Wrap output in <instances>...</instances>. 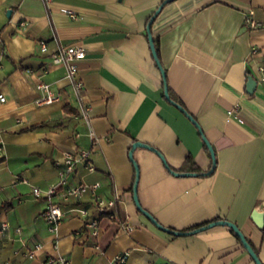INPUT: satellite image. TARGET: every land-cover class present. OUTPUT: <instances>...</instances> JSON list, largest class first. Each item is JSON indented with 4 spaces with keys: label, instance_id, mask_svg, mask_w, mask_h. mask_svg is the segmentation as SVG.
Masks as SVG:
<instances>
[{
    "label": "crops",
    "instance_id": "crops-1",
    "mask_svg": "<svg viewBox=\"0 0 264 264\" xmlns=\"http://www.w3.org/2000/svg\"><path fill=\"white\" fill-rule=\"evenodd\" d=\"M163 1L0 0V206L8 205L0 213V230L8 226L0 233V264H45L59 255L70 264H116L125 253L124 264H256L228 226L183 236L158 228L135 205V180L139 205L163 228L191 232L232 222L264 264V226L253 220L264 213V0L165 4L151 34L166 76L147 31ZM69 45L86 50L78 66L83 99L66 67L52 60ZM249 76L257 80L252 92ZM42 83L59 94L54 103H38ZM166 87L185 112L167 100ZM81 101L91 106L88 122ZM204 138L215 173H171L168 166L179 171L189 158L201 172L211 170ZM136 142L149 147L133 150ZM77 148H93L94 170L78 166L71 184H99L97 195L122 200L100 220L98 236L77 212L93 214V193L63 204L55 234L42 218L50 201L33 194L59 181L55 163Z\"/></svg>",
    "mask_w": 264,
    "mask_h": 264
},
{
    "label": "built area",
    "instance_id": "built-area-1",
    "mask_svg": "<svg viewBox=\"0 0 264 264\" xmlns=\"http://www.w3.org/2000/svg\"><path fill=\"white\" fill-rule=\"evenodd\" d=\"M43 2L46 6H50L52 0H38ZM63 12L70 18L76 19L77 14L69 9H63ZM250 24H253L251 21ZM26 21L20 22V27H25ZM42 52L48 51V44L45 40L40 41ZM254 53V52H253ZM86 57V50L83 47L77 45H69L61 47L53 56L52 60L54 64H62L66 67L68 78L71 80L73 86L78 92V95L83 99V95L86 87L83 81L79 77V64ZM259 71L264 79V66L259 67ZM45 92V96L38 100L39 104L49 105L54 103L59 94L52 90L51 86L42 83L38 87ZM6 98L0 95V102H5ZM82 102V101H81ZM82 110L80 117L87 122L90 120L91 106L82 102ZM237 107L233 108L229 114L234 113ZM94 136V133H91ZM3 153V146L0 145V154ZM93 148H77L73 152H66L64 154L63 161H57L55 163L59 172V181L55 184L49 185L46 190L38 187L33 188V194L36 198H45L50 201V204L46 210L42 213V218L45 220L49 231L53 234L57 233L60 225L64 221L67 211L64 210L63 204L72 201H79L83 196L91 192L94 194L93 214L86 208H79L77 212L85 219V226L91 229L93 236L100 234L99 224L100 220L105 216H111L114 214L118 204L122 201L121 198L105 199L102 196L96 194V190L99 188V184L88 185L85 183H78L76 185L71 184L72 177L76 174L77 168L80 165H84L89 170H94V164L92 162ZM60 197L63 203L54 202L53 199ZM8 229L7 224L3 225L0 233ZM125 230H132L133 227L124 225ZM21 228L16 229L17 234H21ZM42 248L41 244L36 246V249L30 252V257L34 258L36 251ZM128 253H125L116 258V264H124L128 258ZM45 264H70V259L65 255L48 257ZM8 264V263H2Z\"/></svg>",
    "mask_w": 264,
    "mask_h": 264
},
{
    "label": "water",
    "instance_id": "water-1",
    "mask_svg": "<svg viewBox=\"0 0 264 264\" xmlns=\"http://www.w3.org/2000/svg\"><path fill=\"white\" fill-rule=\"evenodd\" d=\"M173 0H165L164 4H167L169 2H171ZM164 4H162L158 10L155 12V14L152 16V18L150 19V21H148V26H147V31H148V36H149V41H150V46H151V50H152V53H153V56L156 60V63L158 64V66L160 67L161 71H162V74L164 76H166V73H165V70L163 69V66L161 65V62L159 60V57H158V53H157V50H156V46H155V42H154V38L151 34V26L155 20V18L157 17V15L159 14V12L161 11V9L163 8ZM257 86V80L255 78H253L252 76H249L248 78V83H247V91L248 92H252L255 90ZM165 96L167 98L168 101H170L172 103V105H175L177 108H179L181 111L185 112V109L181 106V105H178V103H176L170 96L169 94V89L168 87H166L165 89ZM188 118L198 126L196 120L188 115ZM199 127V126H198ZM204 142L206 144V146L208 147L210 153H211V156H212V160H213V163L215 162V152L212 148V146H210L211 144L208 142V140L206 138H204ZM149 147L145 144H142L140 142H136L134 145H133V150L134 148L136 147ZM133 150L131 151V155H132V152ZM163 158V157H162ZM164 159V158H163ZM136 169L138 170L137 166H136ZM214 169H212L210 172H213ZM177 176H192V175H197V174H192V173H183V174H178V173H173ZM137 181H136V184L134 186V193H135V196H134V199H135V205L137 206V208L150 220L153 224H155L158 228L162 229L163 231L165 232H168V233H171L173 235H177V236H183V235H189V234H197L201 231H204L206 229H209V228H212V227H215V226H228L230 229H232L235 234L240 238L241 240V243L243 244V246L248 250L249 254L251 255V257L253 258V260L255 261L256 264H263L261 262V260L259 259L257 253L255 252V250L252 248V246L249 244L247 238L245 237V235L243 234V232L239 229V227L232 223V222H229V221H226V220H219V221H215V222H212L210 224H208L206 227H201V228H198V229H195V230H192L191 232H178V231H175V230H171L169 228H163V226H161L157 220H155V218L149 213L147 212L146 210H144L142 208L141 205H139V199H138V195H137ZM253 220L262 228L264 226V213L262 214H259L257 212L254 213L253 215Z\"/></svg>",
    "mask_w": 264,
    "mask_h": 264
},
{
    "label": "trees",
    "instance_id": "trees-1",
    "mask_svg": "<svg viewBox=\"0 0 264 264\" xmlns=\"http://www.w3.org/2000/svg\"><path fill=\"white\" fill-rule=\"evenodd\" d=\"M164 2L165 1H163L162 2V4H164ZM161 4V5H162ZM165 5V4H164ZM152 18V17H151ZM157 50V53L159 52L158 51V49H156ZM159 57V56H158ZM216 159V158H215ZM217 160V159H216ZM215 160V162L213 163V166H212V168H211V170L212 169H214V171L213 172H201V170L195 165V163H194V161L191 159V158H189V160H187V162H186V164H185V166H184V168L183 169H181V170H179V171H176V170H173L172 168H170L169 166H168V168H169V170H170V172L171 173H178V174H183V173H187L186 171H189L188 173H192V174H197V175H201V176H212L213 175V173H215V171H216V166H217V161ZM137 179V178H136ZM135 183H136V180H135ZM7 204H3V205H1L0 206V213L3 211V210H5V209H7ZM210 222H208V223H206V225L205 224H203V225H200V226H196L195 228H193L192 230H195V229H198V228H201V227H206L208 224H209ZM231 230V232L238 238V240L240 241V243H241V240H240V238L235 234V232L232 230V229H230ZM249 242V241H248ZM242 244V243H241ZM249 244L252 246V248L255 250V252L257 253V255H258V251L256 250V248L254 247V245L251 243V242H249Z\"/></svg>",
    "mask_w": 264,
    "mask_h": 264
}]
</instances>
